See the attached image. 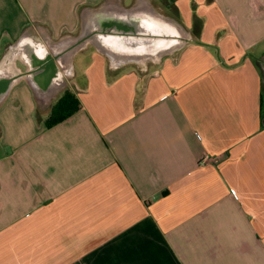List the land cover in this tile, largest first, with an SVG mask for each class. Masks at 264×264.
<instances>
[{
  "label": "crops",
  "instance_id": "0c3cea01",
  "mask_svg": "<svg viewBox=\"0 0 264 264\" xmlns=\"http://www.w3.org/2000/svg\"><path fill=\"white\" fill-rule=\"evenodd\" d=\"M101 6L181 45L78 41ZM1 76L0 264H264V0H0Z\"/></svg>",
  "mask_w": 264,
  "mask_h": 264
},
{
  "label": "water",
  "instance_id": "95a60500",
  "mask_svg": "<svg viewBox=\"0 0 264 264\" xmlns=\"http://www.w3.org/2000/svg\"><path fill=\"white\" fill-rule=\"evenodd\" d=\"M136 7L108 11L107 7L101 6L93 10V16L85 18L83 33L77 40L82 41L85 37L97 34L102 42L99 46L110 54L120 52L131 55L144 51L152 53L158 51L155 53L159 54L158 57L170 53L181 45L180 43L170 48L173 45L169 39L177 35V29L169 21L153 11L145 13ZM104 43L110 46L106 47ZM9 86L10 81L1 76L0 101L6 95Z\"/></svg>",
  "mask_w": 264,
  "mask_h": 264
},
{
  "label": "trees",
  "instance_id": "16d2710c",
  "mask_svg": "<svg viewBox=\"0 0 264 264\" xmlns=\"http://www.w3.org/2000/svg\"><path fill=\"white\" fill-rule=\"evenodd\" d=\"M79 107L78 99L69 90H65L60 98L53 104L52 110L45 122L46 126L50 127L63 120L78 110Z\"/></svg>",
  "mask_w": 264,
  "mask_h": 264
},
{
  "label": "bare ground",
  "instance_id": "6f19581e",
  "mask_svg": "<svg viewBox=\"0 0 264 264\" xmlns=\"http://www.w3.org/2000/svg\"><path fill=\"white\" fill-rule=\"evenodd\" d=\"M169 41L173 45L170 48H173L174 46L176 47V46H178L182 42L181 39L178 40L176 38V35H174V37H171L169 39ZM104 45L106 47H109L110 46L108 43H104ZM163 49H166V48H163ZM163 49H160V50H163ZM155 53H158V51L157 52H153V53L152 52H148V51H144V52H141V53H132L131 55L130 54H123V53L117 52V54H111V55L116 56V57H120V58H128V59L134 58V59H137V60L144 61V60L149 59V58H151V59H157L159 54L157 55Z\"/></svg>",
  "mask_w": 264,
  "mask_h": 264
},
{
  "label": "rangeland",
  "instance_id": "374dc122",
  "mask_svg": "<svg viewBox=\"0 0 264 264\" xmlns=\"http://www.w3.org/2000/svg\"><path fill=\"white\" fill-rule=\"evenodd\" d=\"M97 5L99 4V3H96ZM154 13H156V12H154ZM80 29H78V31H79ZM77 59V58H76Z\"/></svg>",
  "mask_w": 264,
  "mask_h": 264
}]
</instances>
